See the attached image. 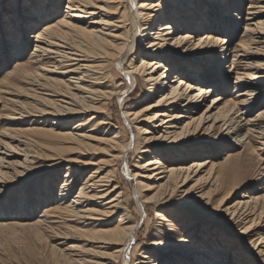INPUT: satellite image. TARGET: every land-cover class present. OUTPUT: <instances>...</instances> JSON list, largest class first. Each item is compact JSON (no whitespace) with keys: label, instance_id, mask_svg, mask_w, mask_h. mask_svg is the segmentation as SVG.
Returning <instances> with one entry per match:
<instances>
[{"label":"bare ground","instance_id":"1","mask_svg":"<svg viewBox=\"0 0 264 264\" xmlns=\"http://www.w3.org/2000/svg\"><path fill=\"white\" fill-rule=\"evenodd\" d=\"M11 1L0 0V70L13 55L17 40L23 42L17 56L29 47L32 51L14 73L0 80V104L5 101L3 109L13 107L8 120L20 126L0 135V196L33 177V165L40 160L39 139L60 140L67 150L102 154L98 160H71L57 202L27 228L52 232L61 246L83 240L112 250L108 257L101 254L105 262H97L88 257L86 245L72 244L66 255L70 264H122L124 257L126 264H254L243 259L227 234L204 233L194 223L181 227V215H171L166 207L177 194L183 200L193 198L187 202L192 206L198 202L208 206L212 198L206 194L216 196L225 178L251 172L250 182L264 178V161L256 170L253 163L264 152V111L249 116L264 93V0H232L231 7L207 0L214 6L208 10L209 17L196 0H14V12L8 10ZM243 7L244 18L229 12L242 13ZM3 16L10 18L8 24L1 21ZM216 23L224 27L242 24L241 41L233 44L232 39L204 32ZM9 24L14 28H8ZM41 24L39 31L28 36ZM139 46L144 50L137 53ZM219 54L222 58L215 63ZM229 57L232 64L223 70ZM200 68L221 79H215L217 86L234 80L239 88L237 100L230 103L218 96L200 112L217 87L209 85L210 77H202ZM16 82L26 84L28 94L13 95ZM136 83L145 85L148 96L135 103V108L127 95ZM8 96L26 97L27 102ZM117 97L122 98L128 121L150 127L137 128L144 137L136 158H151L135 162L128 173L140 197L139 214L143 216L148 205L156 211V234L144 244L138 259L135 252L127 259V252L137 242L140 220L132 217L117 175L131 145L107 114ZM79 117L84 119L68 129L70 120ZM216 129L234 138L231 149H241L225 155L231 165L211 160L218 145L206 149L210 155L205 159L201 151L184 153L181 147L189 144L182 143L184 138ZM192 149L200 147L192 145ZM56 156V166L69 162ZM71 164L80 165L77 177L72 175L75 167ZM205 179L209 180L208 193L201 186ZM240 198L230 207L221 202L216 210L242 227L237 235L240 244L257 241L254 248L259 246V250L264 244V182L253 196L243 193ZM221 236L222 244L214 249ZM263 255L264 249L259 250L258 257Z\"/></svg>","mask_w":264,"mask_h":264},{"label":"rangeland","instance_id":"2","mask_svg":"<svg viewBox=\"0 0 264 264\" xmlns=\"http://www.w3.org/2000/svg\"><path fill=\"white\" fill-rule=\"evenodd\" d=\"M11 0H9L10 3ZM13 1V2H12ZM11 1V4H9V11L14 12V0ZM174 2H177L178 0H173ZM205 1V2H204ZM221 3H229L232 0H218ZM207 0H196L195 3H197V7H203L201 8L202 11H207L206 16L209 17L210 13L208 10L213 8L214 6L207 3ZM215 2V1H214ZM26 3V0L25 2ZM29 4V2H27ZM216 5V3H214ZM220 6V5H219ZM232 4H230V7ZM234 7V5H233ZM243 9V12H238L239 10L231 9L229 12H234L236 14H240L241 17L244 18V13H246L245 8ZM61 14L64 13V6L61 8ZM26 11V10H25ZM216 11V10H215ZM242 11V10H241ZM218 13V11H216ZM215 12V13H216ZM5 18V19H4ZM9 19V20H8ZM207 19V18H206ZM1 21L8 24L10 21V18L3 16L1 18ZM43 26V24L39 25V27L28 34V36L34 35L37 31L40 30V28ZM16 27V26H15ZM226 27V28H225ZM223 26L221 24H214L212 29L205 30V33L209 32H215L220 35V38L222 40L225 39H232L233 44H238L241 41V37L243 34L242 24L239 26L236 25H228ZM230 27V29L228 28ZM8 28H14V25L9 24ZM190 30H185L183 33H188ZM220 32V33H219ZM204 35V34H203ZM18 42L13 45L14 52L13 55L11 54L10 59H8V62L3 64L0 70V80H4L8 77L10 73H14L18 69V65L24 63L28 60L30 53L32 51V47L24 50L23 55L17 56L16 50L19 49V43L22 45L23 42ZM144 50L143 46H139L137 48V53ZM222 54L217 55L216 62H219ZM0 57H3L2 53L0 54ZM219 58V59H218ZM229 61V62H228ZM232 64V57H229L226 59V61L223 62V70H226L224 67H228ZM5 66V67H4ZM202 73V77H210L209 78V85L214 87L215 85V79H220L219 77L214 78L212 72H210L208 69L200 68ZM206 73V74H205ZM117 75V74H116ZM111 75L108 74V77ZM16 78V77H15ZM117 79L120 78V76L116 77ZM214 80V81H213ZM138 81V79H137ZM219 81V80H218ZM221 81V79H220ZM225 86L223 85H215L214 91L211 94L209 100L204 103L201 107L200 112H203L206 109V106L209 103H212L213 99H216L218 96H223L225 101H229L230 103L237 100V91L239 88L236 89V86L234 84V80L228 79L225 81ZM16 88H14V94H26L27 88L26 84L22 82H16ZM209 86V87H210ZM227 88V89H226ZM260 91V90H259ZM28 94V93H27ZM130 98L129 104L134 105L137 102L144 101L146 97L148 96V92L146 90V87L144 84L136 83L134 87L132 88L131 92L127 95ZM18 97L20 102L26 103L27 99L26 97L22 96H8L7 98H15ZM258 104L257 108H255L254 111L250 113V117L257 116L259 113L264 111V93L262 96V99L260 101L256 102ZM5 101H2L0 104V135L5 129H19L20 126L13 125L12 122H9V116L13 114V107L11 105H8L3 109V106L5 105ZM132 107V106H131ZM136 108V106H135ZM134 108V109H135ZM180 110V109H179ZM199 112V111H198ZM107 114L113 122L116 124V126L119 127V129L123 132L126 140L131 145V152L128 154V156L122 160L120 167L117 170L118 179L120 182V185L124 192V200L127 203V206L129 210L131 211L132 217L134 219H139V231L136 236V241L133 243L127 252V259L130 258L131 255L135 252L136 256L135 259H138L140 257V251L144 247L145 243H148L150 239L156 234V231L154 229V219L156 216V211L153 208L152 205H148L146 208V212L144 211L143 216L139 214L138 211V201H140V197L138 194H135V187L134 182L132 180V171L134 170L133 166L135 162L140 161L144 163V161L150 159L151 157H147L143 160H139L136 158L137 149L142 146V138L144 137L142 134H138L137 128H141L143 130L149 129V125L146 123L141 124H132L130 120L128 121V118L124 113V105L122 102V98L117 97L110 102L109 110L107 111ZM12 116V115H11ZM84 119V117H79L74 120H70V124L67 127L68 129H71L73 124L75 122H78L80 120ZM39 120L38 122L42 121L41 118H33V120ZM33 123V122H29ZM35 123V122H34ZM13 125V126H12ZM28 125V124H26ZM26 127V126H25ZM225 130L220 131L218 129L211 130L206 134H203L199 137L189 138L186 137L182 140V143L189 142V144L186 143V145L182 146L184 147V153L186 151H194V152H204V157L201 159H205L206 156L210 154L209 150H206L207 148L213 146H217L218 148L214 152L213 157L211 160H213L214 163H218L219 165L223 166H229L231 165L230 160L227 162L225 161V156L228 154H235L240 153L241 149L237 147V151L235 149H231L230 147H234V138H229L225 135ZM1 140V136H0ZM37 140V139H36ZM39 144H37V151L40 154V160L33 166L36 168L34 170V175L32 178L27 179V181L19 186L14 187L10 192H7L0 196V264H70L68 263V258L66 257L68 251V247L72 244H79V245H86V249H88L90 252L88 254V257L91 259L97 261V262H105L104 259L101 257V254L103 257H108L110 253H112V250L102 246V244H88L85 243L83 240L81 241H70L69 244L65 246H61L60 242L56 241L54 238V235L52 232H39L35 229L27 228L28 225L35 223L40 217L43 215V211L45 208L50 205V207L54 206V204L57 202V199L59 198V190L62 186V183L64 181V177L67 173V168L70 165L71 160H90V158H101L102 154H89V153H80L78 151H72V149L68 148L67 145H65L62 141L56 140V139H39ZM64 144V145H63ZM192 145L199 146L200 149L198 151L192 149ZM62 148V149H60ZM63 148H65L63 150ZM156 149V148H155ZM222 149V151H221ZM223 149L225 151H223ZM58 150V151H57ZM61 152H60V151ZM67 150V151H66ZM158 151V149H157ZM160 152H164V150H159ZM4 152V151H3ZM165 152H169L166 151ZM2 153V152H1ZM61 153V155L59 154ZM60 155L59 157L65 161L69 162H63L60 166H56L57 161L55 160V156ZM57 157V156H56ZM225 158V159H224ZM174 160V159H173ZM230 161V162H229ZM260 161H264V152L261 154L260 157L255 156V159L253 160V163L255 165V170L258 168V164ZM228 163V164H227ZM73 167H75V170L72 172L73 177L76 176V170H78V164H71ZM221 167V166H220ZM91 168H87L86 177L90 174ZM219 170V169H218ZM253 172L250 174H240L237 176V179L232 178H225L223 179V186L221 185V190L216 196H212L214 194H206L207 197L212 198V201L210 205L205 206V203L202 204V202H198L195 205L187 204V202L191 201V199L183 200L181 194H177L174 196V199L170 202V204L166 207V211H169L171 215H173L175 212L181 215V220H178L179 224H181V227L187 228V226H191V224H197L199 225V230L206 232H211L212 235H215L216 233L219 234H227L232 242L235 244V250L243 256V259L247 261H254V264H263L258 257L259 250L264 249V244L260 247L257 246L255 249V245L258 243L257 241H253L252 243L247 242V244H240L238 242V236L239 233L242 231V227H236L235 224L230 222L229 217H227L224 213L219 212V210H216L217 204H220L221 202H224L223 205L226 207H230L233 204L239 202L242 200L243 193H247L248 196H253L254 193H256V190L262 186L264 182L263 180H260L259 182H250V176H252ZM202 176L204 174H201ZM248 177V178H247ZM264 177V176H263ZM228 179V180H227ZM247 179V180H246ZM208 180V179H207ZM230 180V181H229ZM233 180V181H232ZM243 180V181H242ZM240 181V182H239ZM242 181V182H241ZM207 182V183H206ZM229 182V183H228ZM204 183V184H203ZM202 183L201 186H203V189L205 190L204 193H208L210 191V188L208 186L209 180ZM236 183H239L237 185ZM81 184V183H79ZM235 186V187H234ZM50 194H52L51 198H49ZM154 194H149V196H152ZM138 199V200H137ZM214 199V200H213ZM249 200V199H245ZM186 201V202H185ZM216 204H213V203ZM198 205V206H197ZM214 205V206H213ZM143 217V218H142ZM201 231V232H202ZM40 233V234H39ZM218 239V238H217ZM223 237L221 236L219 240H216V246L218 247L222 244ZM254 239H257L254 238ZM65 250V254L63 251ZM237 252L232 254L233 260L237 259L236 254ZM214 254V252H212ZM98 256V257H97ZM263 258L261 260H263ZM123 261H125V257L123 258ZM122 261V264H126ZM131 264V262H130Z\"/></svg>","mask_w":264,"mask_h":264}]
</instances>
